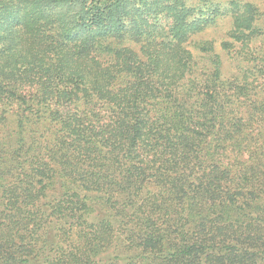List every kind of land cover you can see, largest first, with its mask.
<instances>
[{"label":"trees","instance_id":"1","mask_svg":"<svg viewBox=\"0 0 264 264\" xmlns=\"http://www.w3.org/2000/svg\"><path fill=\"white\" fill-rule=\"evenodd\" d=\"M0 264H264V0H0Z\"/></svg>","mask_w":264,"mask_h":264}]
</instances>
